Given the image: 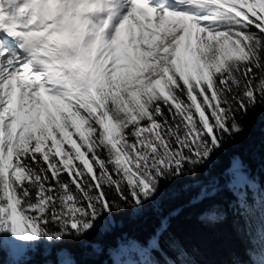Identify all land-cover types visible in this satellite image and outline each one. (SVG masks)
Here are the masks:
<instances>
[{
	"label": "snow or ice",
	"instance_id": "6c2138e0",
	"mask_svg": "<svg viewBox=\"0 0 264 264\" xmlns=\"http://www.w3.org/2000/svg\"><path fill=\"white\" fill-rule=\"evenodd\" d=\"M257 105L264 0H0V264L54 249L56 264H80L56 246L207 167ZM226 173L255 179L239 157ZM248 244L231 264H264ZM109 256L192 264L168 217Z\"/></svg>",
	"mask_w": 264,
	"mask_h": 264
},
{
	"label": "trees",
	"instance_id": "16d2710c",
	"mask_svg": "<svg viewBox=\"0 0 264 264\" xmlns=\"http://www.w3.org/2000/svg\"><path fill=\"white\" fill-rule=\"evenodd\" d=\"M241 122L242 131L215 154L207 167L197 168L192 176L162 181L156 197L143 208L114 211L83 241L68 239L56 247L71 248L80 264H111L109 250L118 240L125 235L143 240L162 217H168L171 236L188 250L192 264H231L234 254L247 261L245 249L249 247V239L257 254L264 251V211L261 209L264 193L260 191L264 186V105L250 110ZM233 157L244 161L254 181L245 177L238 182L226 173ZM216 181L207 198L194 202L195 187L200 182ZM253 201L248 214H243L241 208ZM213 206L226 213L222 223L204 218ZM47 255L58 259L55 249L51 254L41 250L31 258V264H43ZM113 256L127 260L131 253L122 250Z\"/></svg>",
	"mask_w": 264,
	"mask_h": 264
},
{
	"label": "water",
	"instance_id": "95a60500",
	"mask_svg": "<svg viewBox=\"0 0 264 264\" xmlns=\"http://www.w3.org/2000/svg\"><path fill=\"white\" fill-rule=\"evenodd\" d=\"M237 181L238 182H241V177L240 176H238L237 177ZM205 182H200L196 187H195V189H196V198L194 199V202H197L199 199H200V196H201V194L206 190V191H211V189L216 185V184H213V185H211L210 187H202V184H204Z\"/></svg>",
	"mask_w": 264,
	"mask_h": 264
},
{
	"label": "rangeland",
	"instance_id": "374dc122",
	"mask_svg": "<svg viewBox=\"0 0 264 264\" xmlns=\"http://www.w3.org/2000/svg\"><path fill=\"white\" fill-rule=\"evenodd\" d=\"M233 175V180L234 179H237V177L238 176H240L241 177V181L242 180H244L245 179V177L244 176H242V175H235V174H232ZM218 183V181H216L215 183H211V184H209V183H204V184H202V187L204 188H208V187H210L211 185H213V184H217ZM209 191V190H208ZM207 191V192H208ZM211 191H212V189H211ZM46 259H45V261H44V263L43 264H52V262H55L56 260H54V256H51V255H47L46 257H45Z\"/></svg>",
	"mask_w": 264,
	"mask_h": 264
}]
</instances>
